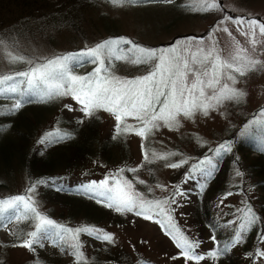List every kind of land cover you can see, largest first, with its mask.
I'll use <instances>...</instances> for the list:
<instances>
[{
    "label": "rangeland",
    "instance_id": "1",
    "mask_svg": "<svg viewBox=\"0 0 264 264\" xmlns=\"http://www.w3.org/2000/svg\"><path fill=\"white\" fill-rule=\"evenodd\" d=\"M40 1V4L35 5L34 14L31 15L20 16V9L11 1L3 11L1 18L4 21L1 22L6 24H0L2 25L0 27V42H3L0 43V76L15 75L27 71L31 67L26 62L9 63L5 58V53L9 51L15 55L23 56L25 61L43 63L56 56L77 53L103 41L120 40L121 38L133 43L139 42L137 45L148 49L175 47L177 52L186 56L190 67L193 68L200 66L191 63V53L198 49H203L206 53L209 48L214 47L222 60H230L235 54V45L238 42L242 49H247L252 58L264 64V36L259 34L258 28L255 37H246L241 34L242 31H247L246 25L244 28H238V25L231 19H225V17L233 19L242 17L247 20L256 17L264 22V0H210L217 5L213 10L202 9L198 0H167L179 5L180 11L176 10V6L175 9L173 8L175 3H163V0H157L163 4H157L153 2L154 0H142L139 3L122 6H115L109 0ZM4 3L5 0H0L1 5ZM27 10L32 11V7ZM18 19L21 20L18 21ZM19 22L23 24H19ZM224 28H227L228 32L223 31ZM108 31L112 33L108 34ZM113 33L119 37L112 39ZM250 39L259 41L255 45V51H252L253 46ZM121 47L127 49L131 45L122 44ZM185 49H187V53H185ZM95 67V64L84 63L75 68L74 74L86 76L92 73ZM151 68V64L136 65L117 60L113 63L111 72L122 79H135L147 75ZM193 79L194 77L189 74L188 83L190 84ZM223 82L222 79L221 83ZM228 83L231 87L246 94L243 99L239 101L225 100L215 109H209L207 115L197 110L188 118L181 113L177 116L178 127L170 128L165 126L163 121L158 122L161 126L152 129L151 134L147 136V138L151 137L147 159L141 154L139 135L131 134L129 137H123L127 155L121 163L110 161L103 165L100 162L95 166L93 162H90L86 169L93 176L81 177V172L78 169H72L73 172L63 175L65 178L62 180L40 183L37 187H31L34 189L31 193H29L30 188L27 187L23 174L15 171L13 174H8V177H4L5 184H0V199L17 195H31L40 210L45 212L51 208L57 217L58 210L62 209V206L40 194L45 188L53 186L68 192L91 195L83 192L82 186L91 185L93 182L99 183L106 177L116 175L114 168L121 165L126 166L136 170L131 171L135 182H132L127 176L122 177L121 173H119L120 178L122 181L130 182L132 191L141 193L144 200H170L177 188L186 194L176 195V203L165 206L171 209V219L169 220L166 215L158 216L155 212L150 219H145L144 216L137 215L135 211H132L124 212L126 218L119 225L107 223L98 226L89 223L78 225L82 222L74 221L70 226L90 227L101 230V233L111 234L113 237V243H110L112 247L126 253L131 261L135 260L138 264L142 262L139 258L146 259L152 264H213L214 259L209 258L207 254L210 251H216V249L210 243L208 230L204 229L202 222L196 219L199 227L195 225L193 221L195 218L192 217L194 210H197L201 216L200 207H204L203 201H205L207 210L213 218L209 222H212L214 233L222 235L238 227V216H240L238 210L242 209L245 197L244 194L237 192L238 187H242L252 201L255 200V196L258 198L262 196L261 191L251 186L255 180L253 175L249 178L242 177L244 175L238 176L236 173L239 163L241 167L245 166L242 160L245 161L247 157H256L254 153L247 154L248 143H252V147L258 150L257 152L264 149V132L253 129L251 135L241 136L245 125L254 118L264 119V117L258 116L261 110H264V67L257 65L255 70L249 71L243 77L237 74V82L234 85L230 81ZM212 91V89H207L206 95H211ZM62 101L64 104H68L64 110L66 114L77 118L84 116L81 105L72 96H60L53 99V102ZM8 103L13 105L15 102L9 100ZM60 105L62 104L60 103ZM251 113H254L253 116H250ZM98 115L100 122L91 123V125H93L94 131L96 130L98 142L101 143L117 120L112 113L104 109L95 110L91 116ZM49 121L45 119L43 126ZM123 123L129 127L132 126L133 129L141 126L132 117L126 118ZM231 134L234 135L233 139L224 140ZM199 144H201L200 147H198ZM228 144H231V151L222 152L223 168L216 179L219 187L225 189L226 193L219 194L214 199L206 198L203 195L200 197V199L202 198V203H200L196 199V192L192 193L193 196L190 194L191 182L185 180V176L178 167L172 168L168 165L188 161V159L190 161L199 149H203V152L200 151V154H203L201 160L209 157L214 163L217 156L215 150L220 145ZM162 156L165 158H160ZM181 165H186V162ZM147 168L150 169L147 170ZM95 170L102 174L94 175ZM104 171L107 172L103 173ZM110 181L109 185L112 186L113 182L110 183ZM102 205L105 208H110ZM111 210L114 209L111 208ZM233 221L235 223H232ZM172 225H175L176 230L196 245L199 241L196 231L203 235L202 245L196 247V253L205 257L203 260L199 262L185 260L172 236L170 237L164 232L166 228L171 230ZM33 228L34 224L30 223L27 218L22 221L14 220L11 223L3 222V225L0 226V263L31 264L34 262L30 250L19 246L21 244L20 234L29 233L33 231ZM173 234H175V230H173ZM91 236L100 247L107 246V241L96 239L95 234ZM41 247L42 250L39 252L35 249L37 260L53 264H69L74 261L70 250L62 249L53 240L46 239L45 245ZM258 248L259 252H264V241L258 244ZM81 251L88 262L89 251L85 246H82ZM136 255L138 256L136 257ZM174 257L175 259H173ZM232 257L235 258V254ZM245 263H248L247 259ZM252 264H264V256H256Z\"/></svg>",
    "mask_w": 264,
    "mask_h": 264
},
{
    "label": "snow or ice",
    "instance_id": "2",
    "mask_svg": "<svg viewBox=\"0 0 264 264\" xmlns=\"http://www.w3.org/2000/svg\"><path fill=\"white\" fill-rule=\"evenodd\" d=\"M109 2L115 6H122L139 3L142 0H109ZM198 2L204 10H213L217 7L210 0H198ZM225 19H231L238 25V28H244L246 25L247 31L241 32L246 37H255L257 28L259 34L264 36V22L256 19L246 20L242 17L235 19L225 17ZM223 31L228 32V29L224 28ZM258 42L256 39H250L253 46L252 51H255V45ZM122 44L131 45V47L124 49L121 47ZM184 51L187 53V49ZM5 58L9 63L26 62L31 65L27 71L0 76V97L15 99L8 114L14 115L24 103L32 102L33 99L44 102L71 95L81 105V111L85 116L93 115L97 109H104L115 116L118 134L135 131L141 137H147L152 129L160 127L158 123L160 121L170 128L178 127L177 116L181 113L188 118L197 110L207 115L209 109H215L225 100L243 99L246 94L231 87L228 81L234 85L237 82V74L243 77L249 71L255 70L257 65L264 67L261 61L248 54L247 49H242L238 42L235 45V54L230 60H222L214 47L209 48L206 53L203 49L191 53V63L200 66L193 68L190 67L186 56L177 52L175 47L148 49L123 38L103 41L80 52L56 56L43 63L25 61L23 56L15 55L11 51L5 53ZM117 60L136 65L151 64L152 68L147 75L142 77L122 79L111 72L112 65ZM84 63L95 64L93 72L86 76L74 74L75 68ZM189 74L194 77L190 84L188 83ZM222 79L223 83H221ZM207 89L213 90L211 95H206ZM0 114L4 113L0 111ZM258 116L264 117V110H261ZM128 117L136 119L141 126L133 129L124 125L122 128L121 124ZM253 129L264 132V119L254 118L245 125L241 136L251 135ZM65 139H71V134L47 133L41 143L51 144L62 142ZM230 151L231 144L220 145L215 150V154L220 155L222 152ZM147 158L148 154L145 153V159ZM184 162L186 161L171 163L168 166L176 168ZM215 166L212 159L206 157L192 165L193 172L186 176L185 180L193 179L195 174H199L201 178L210 176L211 169ZM123 171V169L120 170V172ZM129 171L136 170L129 169ZM236 174L242 175L239 171ZM110 179L113 182L112 186L109 185ZM140 182L143 183V181ZM33 190L30 188L29 193ZM81 190L90 193L91 198L96 199L97 203H102L121 213L135 211L137 215H142L145 219H150L155 212L158 216L166 215L170 220L171 209L165 206L176 203V195H186L177 188L170 200H144L141 193L132 191L130 182L122 181L119 173L106 177L99 183L93 182L91 185L82 186ZM238 211L240 223L234 230L233 238L223 249L210 251L207 254L209 257L217 258L229 250V245L235 246L242 243L244 234L250 231L259 220L250 206ZM25 218L33 222L35 230L27 233V238L19 246L34 250L35 246H43L44 240H53L62 249L70 250L75 264H87L81 251L80 233L95 234L96 239L113 243L112 235L101 233L99 229L90 227L70 229L57 225L38 211V206L31 195L0 199V226L5 221L11 223L14 220L22 221ZM165 230L168 235L172 236L186 261L199 262L205 258L195 252L198 245L176 230L175 225L171 226V230L169 228ZM260 238L264 240V235ZM257 255L264 256V252H258Z\"/></svg>",
    "mask_w": 264,
    "mask_h": 264
},
{
    "label": "trees",
    "instance_id": "3",
    "mask_svg": "<svg viewBox=\"0 0 264 264\" xmlns=\"http://www.w3.org/2000/svg\"><path fill=\"white\" fill-rule=\"evenodd\" d=\"M10 1L15 3L16 7L20 9V16L34 14L35 5L41 3L40 0H5L3 5L0 4V24H6L1 22L4 21L1 16L3 15L5 8L8 7V3L10 4ZM153 2L157 4L161 3L157 0H154ZM164 2L175 3L167 0H163V3ZM175 6L177 7L176 10H181L180 6L176 3L173 6L174 9ZM30 7H32V11L27 10V8ZM21 19H18V21ZM254 19L261 21L256 17H254ZM65 22L67 21L65 20ZM19 24L23 23L19 22ZM1 26L2 25H0V27ZM111 33V31H108V34ZM115 33H113L114 36L112 39L119 37V35H115ZM137 43L139 42H134V44ZM9 100L15 102L14 98L0 97V111L4 113L0 114L1 185L6 182L3 180L4 177H8V174H13L15 171H19L23 174L27 187L29 188L37 187L40 183H50L56 180H62L65 178L63 175L73 172L72 169H78V171L81 172V177L93 176L92 174H89V170L87 171L86 169L90 162H93L95 166L100 162H102L103 165L110 161L121 163L127 155V148L123 137H129L131 134H136L135 131H127L118 134L116 122L107 136L101 140V143H99L96 130L94 131L93 125H91V123L100 122L99 115H84L80 118L69 116L64 111L68 104H64L63 101L53 102V99L44 102H41L38 99H33L32 102L24 103L23 106L12 115L8 114V110L13 107L11 103H8ZM60 103L62 105H60ZM253 114L254 113H251L250 116H253ZM45 119L50 121L43 126ZM41 125L42 128H40ZM124 125L127 124L123 123L121 124V127L123 128ZM129 128H132V126ZM47 133H70L71 139H65L62 142H54L51 144L41 143V140L45 138ZM233 136L234 135L231 134L224 140L233 139ZM139 137L141 139V154L145 156V153H149L150 151L149 141L151 140V137ZM200 146L201 144L198 145V147ZM202 150H197L193 157H191L190 161L189 159V162L186 161V165L178 167L185 178L189 174H192V165L202 159L203 154H200V151ZM246 151L247 154H256V157H247L245 161L242 160L245 166L241 167L239 163L237 165L238 171L242 168L240 170L242 175H244H241L242 177L250 178L252 175L255 177L251 186L254 189L261 191L262 196L259 198L255 196V200L252 201L249 196L245 194L242 187H238L237 192L245 195L242 209L250 206L259 220L250 231L244 234V240L242 243L236 244L235 246L229 245L230 251H227L225 254L220 255L217 258L209 257L214 259L213 264H252L255 257L258 256L257 253L260 251L258 244H260L261 241H264L260 238L261 235H264V149L257 152L258 150L252 147V143H248ZM222 156L223 154L216 156L214 160L216 166L214 169H211L210 176L201 178L199 174H195L193 179H188V181L191 182L192 188L190 194L196 192V199L200 203H202V198L200 199V197L203 195L206 198L212 197V199H214L215 196L226 193V191H224L225 189L223 190L222 187H219L216 180L223 168L224 158H222ZM121 169L124 171L120 172ZM149 169L150 168H147V170ZM114 171L115 173H121L122 177L125 178V176H127L128 179L135 182L133 181L131 171H129V168L126 166L121 165L120 167L114 168ZM105 172L107 171H104L103 173ZM97 173L102 174L95 170L94 175ZM38 181L40 183H37ZM111 182L112 181H110V183ZM40 194L44 198H49L50 200L59 203L62 206V209L58 210L59 213L57 214V217H55L53 209L51 208L47 209L45 212L38 208V211L45 217L53 220L57 225L65 226L70 229L77 228L70 226L71 222L74 221L82 222L78 225L88 223L95 226L104 223L109 225H119L120 222L124 221V218H126L124 213L111 210V208H105L102 203H97L96 199L91 198V195H85L81 192L57 190V188L49 186ZM203 206V208L200 207L201 216L197 210H194L192 217L195 219L193 221L197 227L199 226L196 219L202 222L204 229L208 230L209 241L216 250L223 249V247L233 238L234 230L236 228L231 229L228 233L222 235L215 234L212 222H209L213 218L207 210L205 201H203ZM202 211H204V213H202ZM29 222L33 223L31 221ZM238 223H240V220H238ZM34 230L35 229L33 228V231ZM164 232L168 235L166 230H164ZM196 233L198 234L197 238L199 239L197 244L202 245L201 240H203V235L199 231H196ZM20 236L22 242L27 238V233H22ZM79 241L90 253L87 264H138L135 260L131 261L129 255L126 253L115 250L110 243L105 247H100L97 245L96 240L87 233H80ZM45 243L46 240L43 241V246ZM35 249L39 252L42 250V247H34V250H30V254L34 257V262L31 264H53L37 260L38 258H35L37 257ZM234 254L235 258L232 257ZM137 256L138 255H136V257ZM246 259L248 260V263H245ZM139 260L145 264H152L146 259L139 258ZM69 264H75V261L69 262Z\"/></svg>",
    "mask_w": 264,
    "mask_h": 264
}]
</instances>
